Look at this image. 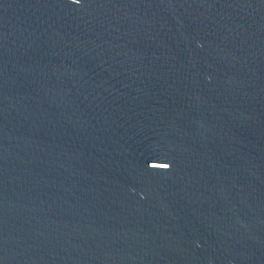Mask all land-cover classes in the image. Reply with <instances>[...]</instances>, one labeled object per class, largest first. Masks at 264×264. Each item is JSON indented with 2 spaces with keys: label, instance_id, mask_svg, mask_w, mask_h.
<instances>
[{
  "label": "water",
  "instance_id": "1",
  "mask_svg": "<svg viewBox=\"0 0 264 264\" xmlns=\"http://www.w3.org/2000/svg\"><path fill=\"white\" fill-rule=\"evenodd\" d=\"M0 264H264V0H0Z\"/></svg>",
  "mask_w": 264,
  "mask_h": 264
},
{
  "label": "clouds",
  "instance_id": "2",
  "mask_svg": "<svg viewBox=\"0 0 264 264\" xmlns=\"http://www.w3.org/2000/svg\"><path fill=\"white\" fill-rule=\"evenodd\" d=\"M74 2H75V3H79L80 0H74ZM151 163H152V162H151ZM151 163H150V164H151ZM150 164H149V165H150ZM166 164H168V167H167L166 169H154V168H152V169H154V170H160V171H167V170L170 169L171 165H170L169 163H166Z\"/></svg>",
  "mask_w": 264,
  "mask_h": 264
}]
</instances>
